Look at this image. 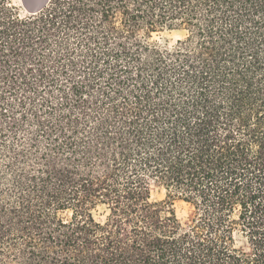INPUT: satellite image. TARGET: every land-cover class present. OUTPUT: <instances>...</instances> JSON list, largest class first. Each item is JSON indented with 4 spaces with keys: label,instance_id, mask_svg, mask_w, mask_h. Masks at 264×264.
<instances>
[{
    "label": "trees",
    "instance_id": "obj_1",
    "mask_svg": "<svg viewBox=\"0 0 264 264\" xmlns=\"http://www.w3.org/2000/svg\"><path fill=\"white\" fill-rule=\"evenodd\" d=\"M0 264H264V0H0Z\"/></svg>",
    "mask_w": 264,
    "mask_h": 264
},
{
    "label": "rangeland",
    "instance_id": "obj_2",
    "mask_svg": "<svg viewBox=\"0 0 264 264\" xmlns=\"http://www.w3.org/2000/svg\"><path fill=\"white\" fill-rule=\"evenodd\" d=\"M13 3L22 9L23 14H31L34 10L38 9L45 4V0H13ZM187 33L185 31H165L163 33H157L153 35L155 41L160 42L164 46L171 47L174 46L178 40L183 39ZM167 198V192L156 186L153 187V199L163 200ZM178 217L184 225L189 223L191 218V207L189 204L176 200L174 201V206ZM238 240V246L243 249H247L248 241L241 233L236 235Z\"/></svg>",
    "mask_w": 264,
    "mask_h": 264
},
{
    "label": "water",
    "instance_id": "obj_3",
    "mask_svg": "<svg viewBox=\"0 0 264 264\" xmlns=\"http://www.w3.org/2000/svg\"><path fill=\"white\" fill-rule=\"evenodd\" d=\"M44 7V5H42L41 7H39L38 9L34 10L33 12H37L39 10H41Z\"/></svg>",
    "mask_w": 264,
    "mask_h": 264
}]
</instances>
